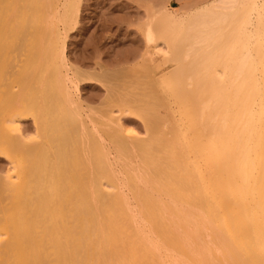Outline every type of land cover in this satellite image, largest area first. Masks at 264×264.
<instances>
[{
  "label": "bare ground",
  "instance_id": "1",
  "mask_svg": "<svg viewBox=\"0 0 264 264\" xmlns=\"http://www.w3.org/2000/svg\"><path fill=\"white\" fill-rule=\"evenodd\" d=\"M184 15L169 12L173 23ZM230 15L228 22L238 24L247 14ZM235 28L226 32V56L216 51L223 41L214 34L219 43L213 52L220 56L213 54L210 76L209 64L203 65L207 76L199 77L193 95L201 113L182 112L193 123L190 132L175 143H156L115 123L90 176L93 188L82 184L73 193L71 177L52 167V195L40 194L30 208H20L17 236L0 243V264H264V27ZM52 29V0H0V47L6 34ZM238 44L244 50L234 55ZM65 49L58 58L70 105L96 111L78 79L116 71L71 63ZM132 51L122 53L121 63L136 57ZM219 66L225 80L214 72ZM17 129L16 143L26 141L30 127ZM5 169L0 159V177Z\"/></svg>",
  "mask_w": 264,
  "mask_h": 264
},
{
  "label": "rangeland",
  "instance_id": "2",
  "mask_svg": "<svg viewBox=\"0 0 264 264\" xmlns=\"http://www.w3.org/2000/svg\"><path fill=\"white\" fill-rule=\"evenodd\" d=\"M234 11L247 15L230 24ZM169 12L189 18L173 23ZM52 23V32L6 34L0 47V159L6 161L0 177V243L17 236L22 206L30 208L40 194L52 195V167H59L60 177H71L73 193L83 185L93 188V168L118 122L156 143H175L180 133L190 132L182 112L192 109L197 117L201 110L193 95L199 77L206 75L204 66L210 68L214 60L213 47L222 40L216 51L229 54L222 49L228 48V34L236 25L248 32L263 29L264 0H52ZM63 46L71 63L86 69L107 65L116 71L78 79L96 111L70 105L69 81L58 58ZM130 49H136V57L121 63L125 60L120 56ZM243 50L238 44L233 53ZM123 67L127 69L119 70ZM215 71L220 79L227 78L223 67ZM26 125V141L16 143L17 127Z\"/></svg>",
  "mask_w": 264,
  "mask_h": 264
}]
</instances>
